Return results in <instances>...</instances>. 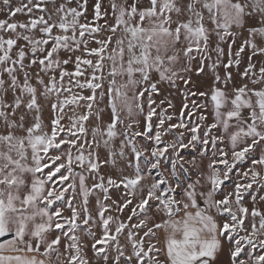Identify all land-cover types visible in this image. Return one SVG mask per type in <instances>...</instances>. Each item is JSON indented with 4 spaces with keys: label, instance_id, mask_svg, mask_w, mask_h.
<instances>
[{
    "label": "snow or ice",
    "instance_id": "6c2138e0",
    "mask_svg": "<svg viewBox=\"0 0 264 264\" xmlns=\"http://www.w3.org/2000/svg\"><path fill=\"white\" fill-rule=\"evenodd\" d=\"M0 264H264V0H0Z\"/></svg>",
    "mask_w": 264,
    "mask_h": 264
}]
</instances>
